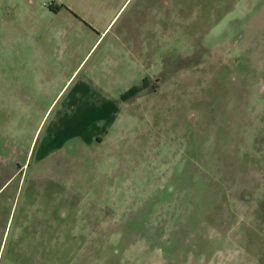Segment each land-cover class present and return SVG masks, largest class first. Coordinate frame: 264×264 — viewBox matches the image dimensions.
Here are the masks:
<instances>
[{
    "label": "rangeland",
    "instance_id": "1",
    "mask_svg": "<svg viewBox=\"0 0 264 264\" xmlns=\"http://www.w3.org/2000/svg\"><path fill=\"white\" fill-rule=\"evenodd\" d=\"M0 264H264V0H0Z\"/></svg>",
    "mask_w": 264,
    "mask_h": 264
},
{
    "label": "crops",
    "instance_id": "2",
    "mask_svg": "<svg viewBox=\"0 0 264 264\" xmlns=\"http://www.w3.org/2000/svg\"><path fill=\"white\" fill-rule=\"evenodd\" d=\"M12 178V177H11ZM11 180V179H10Z\"/></svg>",
    "mask_w": 264,
    "mask_h": 264
}]
</instances>
